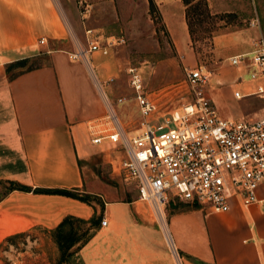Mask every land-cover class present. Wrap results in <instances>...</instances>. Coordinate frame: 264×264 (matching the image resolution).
Segmentation results:
<instances>
[{
    "label": "crops",
    "instance_id": "crops-1",
    "mask_svg": "<svg viewBox=\"0 0 264 264\" xmlns=\"http://www.w3.org/2000/svg\"><path fill=\"white\" fill-rule=\"evenodd\" d=\"M62 2L0 0V182H17L32 189L3 193L6 184H0V253L23 255L31 250L38 264H59L52 230L65 217L88 220L95 215L100 218L99 227L75 253L85 264L100 238L103 264H264V208L258 203L242 205L233 197L226 211L212 212L205 206L183 209L182 203L188 202L170 194L162 224H155L159 219L151 205L139 199L134 181L128 182L135 195L109 198L112 186L98 177L94 166L106 163L110 175L121 179L118 164L125 149L120 140L102 138L95 143L91 138L112 130L107 115L116 109L108 95L109 85L103 82L120 76L122 68L100 50L90 52L86 59L70 57L78 45L67 21L73 28L79 26L78 9L72 2ZM85 2L89 7L84 6L87 21L82 20L86 39L96 40L95 30L106 24L90 26L93 3ZM152 2L177 51L183 55L192 52L184 1ZM221 4V0H208L207 6L216 12ZM256 32L251 26L217 33L214 51L226 59L246 52ZM24 57H38L41 62L9 77L6 65ZM234 66L245 73L244 66ZM215 81L221 80L215 75ZM236 81L238 78L231 83ZM254 84L247 78L242 81L241 95H235L238 103L216 110L217 114L245 119L261 116L262 99L242 94ZM153 91L146 94L153 98ZM127 102L119 104L115 115L123 133L131 136L138 131L135 121L140 114L137 104ZM171 110L158 109L154 121ZM128 111L134 118L129 119ZM36 188L87 194L90 203L60 193L33 191ZM255 195L264 200V178ZM101 218L106 225H100ZM9 237L29 239L20 244L8 242ZM12 263L25 264L24 257Z\"/></svg>",
    "mask_w": 264,
    "mask_h": 264
},
{
    "label": "built area",
    "instance_id": "built-area-1",
    "mask_svg": "<svg viewBox=\"0 0 264 264\" xmlns=\"http://www.w3.org/2000/svg\"><path fill=\"white\" fill-rule=\"evenodd\" d=\"M77 1L82 6L85 2ZM90 31L86 29V33ZM39 41L44 42V38ZM113 44L110 39L98 43L87 38L85 47L77 46L69 55L86 59L94 50L107 53ZM227 60L246 68L247 79L255 84L242 94L261 98L264 111L263 37L257 35L248 51L230 55ZM128 71L140 112L138 131L127 136L110 111L107 119L112 130L96 133L91 141L96 143L107 138L122 142L125 156L118 164L120 175L135 182L139 199L151 205L155 216L162 219L170 194L212 212L226 211L228 200L233 197L242 205L258 203L264 208V200L255 195L256 187L264 178V113L254 119L218 115L203 89L209 72L203 66H196L186 71L192 100L155 122L156 102L143 90L134 67ZM234 95L241 93L234 91ZM100 225H106L105 218H101Z\"/></svg>",
    "mask_w": 264,
    "mask_h": 264
},
{
    "label": "rangeland",
    "instance_id": "rangeland-1",
    "mask_svg": "<svg viewBox=\"0 0 264 264\" xmlns=\"http://www.w3.org/2000/svg\"><path fill=\"white\" fill-rule=\"evenodd\" d=\"M66 1L72 2L78 9L79 26L73 28L67 21L70 35L78 46L85 47L87 39L82 20L87 19L85 7H88V4L84 2L82 6L77 0ZM90 1L94 9L90 15V26L106 24L97 32L95 30L94 33H97L99 38L95 41L105 43L109 39L112 40L114 44L110 46L107 55L112 61H118L122 68L120 76L116 75L114 80L109 79L103 82L104 85L105 83L109 85L108 95L116 110L123 101L137 104L131 85V73L128 71L130 67H134L135 72L139 74L145 92L154 90L152 99L162 112L192 100V89L186 82V71L196 66H203L209 72V79L203 85V89L204 93L211 98L215 110L220 112L238 103L239 99L235 98L234 91L243 90L242 81L247 78V75L244 72L240 73L237 66L231 65L226 58L219 57L215 53L213 37L220 32L252 26L256 27L258 33L256 32L251 41L257 35H261L264 39V0H221L222 4L216 7V12L210 7L207 10L205 0H191L189 26L192 52H185V55L174 47L158 10L156 8L151 10L148 0ZM252 18L256 20L253 24H249ZM86 25L88 26L87 23ZM120 38H123V41L120 42ZM226 53L227 51L222 56ZM219 68L220 71L215 75L221 81L216 82L214 72ZM235 78H238V81L231 83ZM119 98H123L122 101ZM110 110H112L111 107ZM116 110H114L115 113L118 112ZM129 116V119L133 117L130 113ZM139 119L140 117L135 121L136 124ZM94 168L98 172V177L112 186L109 198L127 199L128 196L135 195L129 180L114 178L110 175L108 164L98 162ZM119 187H123L124 191L120 193ZM2 190L0 189V193ZM154 222L162 224L160 220ZM143 228L150 229L151 227L143 225ZM25 239L29 238H14V243L21 244V242H26ZM31 252L30 250L23 255L17 254V251L1 252L0 264H13V261H21L23 257L25 264H38ZM102 254V238H100L89 250L88 264H103ZM175 261L178 262L177 257ZM69 264L85 263L78 253Z\"/></svg>",
    "mask_w": 264,
    "mask_h": 264
},
{
    "label": "trees",
    "instance_id": "trees-1",
    "mask_svg": "<svg viewBox=\"0 0 264 264\" xmlns=\"http://www.w3.org/2000/svg\"><path fill=\"white\" fill-rule=\"evenodd\" d=\"M183 1L186 4V16L189 26L190 25L189 6L191 4V0H183ZM205 5L208 10L206 0H205ZM149 6L151 10L155 9L152 0H149ZM189 30L191 31L190 26H189ZM39 61L40 59L38 57L20 58L8 63L6 65V71L8 72V76L12 77L24 69H29L39 65L40 64ZM1 183L6 184L3 193L13 189L26 190V191L32 190L30 187L24 186L17 182L7 181V182H0V184ZM33 191L44 192V193H60L63 195H67L79 199L86 203H90L89 195L87 194L79 195L78 193L72 190L36 188L33 189ZM190 207H197V205L191 203H182L183 209H187ZM99 219H100L99 216H95V215L88 220L78 219L74 217H65L58 224V226L54 230H52L51 232L52 239L59 252V264H69V262L73 260V257L76 255L75 253L77 252V249L83 244H85L91 238L94 231L99 227ZM86 224H88V226H86ZM14 238L16 237H9L7 238V241L10 243H14ZM75 246L76 248L74 249Z\"/></svg>",
    "mask_w": 264,
    "mask_h": 264
}]
</instances>
